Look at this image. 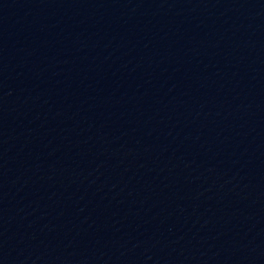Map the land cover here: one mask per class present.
<instances>
[{
    "label": "water",
    "instance_id": "obj_1",
    "mask_svg": "<svg viewBox=\"0 0 264 264\" xmlns=\"http://www.w3.org/2000/svg\"><path fill=\"white\" fill-rule=\"evenodd\" d=\"M0 138L264 249V0H0Z\"/></svg>",
    "mask_w": 264,
    "mask_h": 264
}]
</instances>
